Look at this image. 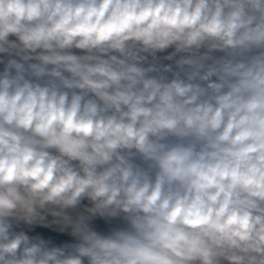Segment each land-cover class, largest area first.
Here are the masks:
<instances>
[{
	"label": "clouds",
	"instance_id": "9594fccd",
	"mask_svg": "<svg viewBox=\"0 0 264 264\" xmlns=\"http://www.w3.org/2000/svg\"><path fill=\"white\" fill-rule=\"evenodd\" d=\"M0 264H264V0H0Z\"/></svg>",
	"mask_w": 264,
	"mask_h": 264
},
{
	"label": "crops",
	"instance_id": "0c3cea01",
	"mask_svg": "<svg viewBox=\"0 0 264 264\" xmlns=\"http://www.w3.org/2000/svg\"><path fill=\"white\" fill-rule=\"evenodd\" d=\"M98 223H99V221H98ZM36 230H37V231H41V232H45L46 234H49V235L52 234V233H51V230H48V229H43V228L37 227ZM57 238H58V239H68V237H66V236H64V235H59Z\"/></svg>",
	"mask_w": 264,
	"mask_h": 264
}]
</instances>
